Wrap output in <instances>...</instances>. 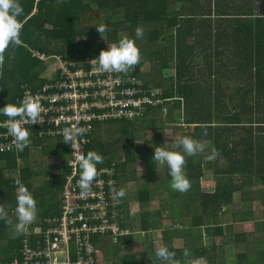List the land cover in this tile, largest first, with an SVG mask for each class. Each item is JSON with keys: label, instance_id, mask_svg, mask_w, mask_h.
Instances as JSON below:
<instances>
[{"label": "trees", "instance_id": "trees-1", "mask_svg": "<svg viewBox=\"0 0 264 264\" xmlns=\"http://www.w3.org/2000/svg\"><path fill=\"white\" fill-rule=\"evenodd\" d=\"M204 1L19 0L22 45H9L3 52L0 107L18 104L25 89L35 93L45 83L40 75L46 66L41 67L34 51L80 62L98 56L107 41L117 43L134 37L138 26L144 29L137 40L140 61L128 70L144 88L161 89L159 98L168 101L142 121L97 125L86 150L102 155L98 170L116 165L119 190L125 191L120 198L123 225L141 232L117 245L109 239L101 243L104 261L110 264H162L156 232L164 241L161 246L174 254L171 264H264V222L252 234L234 232L235 223L254 220V202L264 206V0ZM105 22L107 41L95 28ZM147 66L150 71H143ZM177 97L181 100L171 101ZM28 130L31 143L24 151L0 152V264L20 259L26 236L32 234L34 241V230L48 228L60 212L69 144ZM141 133L153 134L142 151L134 148L143 140ZM184 136L215 156L208 165V183L205 150L186 156L184 171L191 187L178 192L170 187L167 165L156 164L152 156L154 147L166 142L163 146L175 150ZM137 161L145 162L150 174L161 165L165 178L139 180ZM17 178L37 201L31 224L21 225L15 210ZM133 182L139 186L135 194L129 188ZM236 193H241L243 208L235 212ZM156 201L159 208L154 211ZM229 211L231 223L224 219ZM218 237H226L220 247L214 243ZM137 245L140 251L125 253ZM233 248L236 256H228Z\"/></svg>", "mask_w": 264, "mask_h": 264}, {"label": "built area", "instance_id": "built-area-1", "mask_svg": "<svg viewBox=\"0 0 264 264\" xmlns=\"http://www.w3.org/2000/svg\"><path fill=\"white\" fill-rule=\"evenodd\" d=\"M33 56L49 59L39 51H34ZM53 59L54 67L41 89L35 93L25 89V96L39 101L44 122L32 125L24 121L23 126L36 129L40 137L49 139H63V130L72 125L88 131L75 137L74 149L69 144L68 172L60 195L59 215L48 222L51 224L48 228L34 230V241L32 234L26 236L22 256L12 264H101L104 240L118 244L134 232L124 227L121 200L117 203L114 199L120 185L116 165L99 169L96 183L89 194L82 197L76 157L86 155L97 125L142 121L153 108L168 100L159 98L161 89L144 88V83L132 77L129 70L94 71L91 57L80 62L63 56ZM168 111L164 108L165 113ZM8 123V119L0 116V152H17L8 133Z\"/></svg>", "mask_w": 264, "mask_h": 264}, {"label": "clouds", "instance_id": "clouds-1", "mask_svg": "<svg viewBox=\"0 0 264 264\" xmlns=\"http://www.w3.org/2000/svg\"><path fill=\"white\" fill-rule=\"evenodd\" d=\"M22 14L23 7L19 0H0V64L4 61L3 52L9 45H22L21 32L23 26L20 21ZM95 28L102 37L106 39L105 33L109 30L108 24L106 22L101 23L96 25ZM143 34V27L138 26L135 29L134 37H123L117 43H109L106 39L107 47L102 49L99 55L91 60L92 69L98 72L119 73L125 72L129 68L138 64L141 56L137 40L140 39ZM45 55L48 57L47 54ZM55 56L62 55H50L48 58H53ZM53 63L47 66L44 72L40 75L42 80L48 77V74L54 67ZM178 100L181 99L178 97L171 99V101ZM185 106L186 105H184V107ZM0 116L8 118V133L13 138L12 143L15 145L16 150L21 152L31 143L30 132L23 126V122L30 121L32 125L37 123L42 124L44 122L40 103L32 96H25L18 104L7 102L3 107H0ZM87 131L88 129L85 127L72 125L70 128H65L63 130V141L66 144H71L74 149L75 146L72 142L75 137L83 135ZM164 132L165 135H167L165 130ZM165 144H167V142L163 145ZM163 145L154 147V153L152 156L153 162L156 164L167 165L171 177L170 187L173 190L178 192L188 191L191 187V182L184 171L186 156H194L198 152H203L205 146L198 143L191 136H184L183 138L178 139L175 144V150H169ZM214 156L215 153H213L212 156H209L208 159H212ZM76 160L78 161L79 167L78 187L81 190V196L86 197L93 184L96 183L95 178L98 174L97 165L103 163V157L100 153L94 150H89L86 155H78ZM15 183L17 185L15 210L18 214L19 222L21 225L31 224L36 217L37 201L34 195L29 191L28 187L23 184L20 179L17 178ZM124 196L125 191L123 189L115 191L114 193V199L117 203H119L120 198ZM131 214L134 215L135 210H132ZM134 234H141V232H134ZM156 255L160 258L162 264H171L174 254L169 251L168 247L160 246L156 248ZM103 260L104 250L102 254V261Z\"/></svg>", "mask_w": 264, "mask_h": 264}, {"label": "rangeland", "instance_id": "rangeland-1", "mask_svg": "<svg viewBox=\"0 0 264 264\" xmlns=\"http://www.w3.org/2000/svg\"><path fill=\"white\" fill-rule=\"evenodd\" d=\"M206 2L207 1L205 0L204 3L206 4ZM260 11L264 12V4L260 5ZM79 41L81 43H86L85 42L86 41L85 38H81V39H79ZM49 56L50 55H48V57ZM37 59H39V58H37ZM40 61L42 62L41 63V67H43V66L47 67V66H49L50 64H52L54 62V59L52 57H50L48 60H45V61L44 60H40ZM143 71L149 72L150 71L149 67L148 66L145 67ZM41 72H43V71H41ZM47 72H48V70H47ZM168 74L171 75L170 72ZM227 94L233 95V98L234 97L235 98L236 97L237 98H242L241 95H236L232 91H230V92L227 91ZM236 102L237 101H235V103ZM191 129H192L191 132L193 133L194 132V128H191ZM143 134L144 133H141V136ZM152 137H153L152 133H145L144 137H143V140L137 141V143L135 144L134 148L142 151L144 149V144L146 142L152 141ZM141 141H143V142H141ZM204 150H205V152L203 153V155L205 157L204 161H205V168H206V171H205L206 175H204V181L206 183H208L209 180H212V172L208 169V167H209L208 165L210 163V159H208L209 152H207V149H205V148H204ZM135 167H136V173H137L136 178H138L139 180H141V178H143V180H146V179H149V178L150 179L160 180V179H164L165 178V169L162 168L161 165L159 166V169L156 170V171H153L152 174L148 173L146 163L143 162V161H137ZM56 171H58V170H56ZM143 180H141V181H143ZM138 187L139 186L135 182H133V183H131L129 185V188L131 189V193L132 194H135L136 189L138 190ZM241 203H242L241 193H236L235 196H234L235 212L236 211H240L239 208H243V207H241L242 206ZM152 208H153L154 211H157L158 208H159V203L157 201L153 202ZM252 210L254 211V214H253L254 220H249L248 222L235 223L234 224V226H235L234 232L252 234L253 232L257 231V228L259 227L258 223L260 224V223L264 222V206L262 205L261 201L260 202H254L252 204ZM232 215H233L232 212L229 211L225 215L224 219L227 222L231 223L232 222V218H233ZM139 218H140V215H138V220H139ZM166 225L170 227V226H172V222L168 221V222H166ZM159 233L160 232H156V234L153 236L155 247H160L162 245V243H164V241H162L161 234H159ZM135 238H136V236H135ZM224 240H226V237L225 238L218 237L216 239V242H214V243L220 247L223 244ZM207 241H208V245L211 244L210 240H207ZM182 244H183V242H182ZM139 249H141V245L133 246V247H130L129 249H126L125 253L126 254H133L136 251H140ZM227 255L228 256H232V255L236 256L235 248H233V252L232 253H227ZM102 264H110V263L105 262L103 260Z\"/></svg>", "mask_w": 264, "mask_h": 264}]
</instances>
